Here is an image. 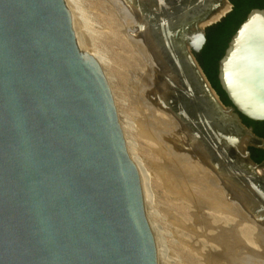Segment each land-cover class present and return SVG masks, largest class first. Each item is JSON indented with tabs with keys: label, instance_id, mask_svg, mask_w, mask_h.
Instances as JSON below:
<instances>
[{
	"label": "water",
	"instance_id": "obj_1",
	"mask_svg": "<svg viewBox=\"0 0 264 264\" xmlns=\"http://www.w3.org/2000/svg\"><path fill=\"white\" fill-rule=\"evenodd\" d=\"M166 1L147 12L183 90L170 108L221 170L264 198V161L249 153L260 138L241 118L264 122V7L217 60L225 104L196 53L232 4ZM0 264H158L111 85L79 48L65 0H0Z\"/></svg>",
	"mask_w": 264,
	"mask_h": 264
},
{
	"label": "rangeland",
	"instance_id": "obj_2",
	"mask_svg": "<svg viewBox=\"0 0 264 264\" xmlns=\"http://www.w3.org/2000/svg\"><path fill=\"white\" fill-rule=\"evenodd\" d=\"M68 2L78 46L105 65L127 145L141 171L158 264H264V199L256 196L261 204L252 212L205 159L193 158L204 152L190 144L189 137L199 142L169 106L176 105L183 90L167 70V62L145 45L131 10L122 0ZM173 136L181 137L178 144L183 149L200 148L186 159L187 165L193 164L189 171L182 157L170 150ZM181 151L189 155L187 149ZM191 185L213 187L221 196L217 204L226 206L208 207L210 202L196 196ZM240 189L252 195L251 188Z\"/></svg>",
	"mask_w": 264,
	"mask_h": 264
},
{
	"label": "bare ground",
	"instance_id": "obj_3",
	"mask_svg": "<svg viewBox=\"0 0 264 264\" xmlns=\"http://www.w3.org/2000/svg\"><path fill=\"white\" fill-rule=\"evenodd\" d=\"M123 1V3H124V5L127 7V9L132 13V15L134 16V18H135V20H134V22L138 25V27H141L142 29V31H141V34H140V36H141V38L143 39V41L146 43L145 45L148 47V46H152L153 48H151V46L150 47H148V48H151V49H153L154 51H155V54L158 56V58H160L161 60H162V56H161V53H160V49H159V47H158V45H157V43H156V41H155V39H153V37H152V34H151V27L153 26V19H154V16L153 17H149L148 16V7L147 6H149L150 5V3H151V0H122ZM65 2H66V5H67V7H68V9H69V11H70V13H71V9H70V5H69V2H68V0H65ZM175 3V4H178L179 2V4H181V0H167L166 2H165V5H171V3ZM192 2H194V0H192ZM167 5V6H168ZM124 7V6H123ZM184 10H186V8H184ZM128 11V12H129ZM127 13V12H126ZM72 15V14H71ZM73 16V15H72ZM140 32V31H139ZM150 43V44H149ZM79 48L81 49V50H83V51H86V52H88L90 55H92L98 62H99V64L101 65V67L103 68V71L105 72V75L107 76V72H106V68H105V65H104V63L102 62V60L101 59H99L97 56H95V54L94 53H91V52H89V51H87V50H85L81 45H79ZM154 58V57H153ZM164 63H165V61H163ZM163 63V64H164ZM166 64V63H165ZM166 66V65H165ZM181 68L183 69V67L181 66ZM167 70L168 71H170V75L171 76H173V78H175V75L178 73L177 71H171V69L169 68V66H168V68H167ZM175 80H176V78H175ZM184 80V83H185V85L189 88V89H193L194 88V86H195V83H194V81L186 74V72L184 71V69H183V75H182V81ZM175 82V81H174ZM178 95V94H177ZM179 96V95H178ZM181 98V97H180ZM159 99V98H158ZM160 101V100H159ZM162 101V100H161ZM161 101H160V104H161ZM163 102V101H162ZM176 102V101H175ZM159 103V102H158ZM164 103V102H163ZM155 104V103H154ZM170 106V105H169ZM172 106V105H171ZM120 124H121V128H122V131H123V134H124V137H125V130H123V126H122V123L120 122ZM195 136V135H194ZM171 137V136H170ZM170 137H168V138H170ZM179 137V136H178ZM166 138V137H165ZM181 137H179V138H177V137H172V138H170V141H168V142H170V143H172L171 145V148L172 149H170V150H172L173 151V153L179 158V157H182V162H183V165H186V166H188V167H186V166H184L188 171L189 170H191L189 167H191L193 164H191L190 166L189 165H187V161H189L190 160V158L189 157H191V155L194 153V152H192L193 150L195 151V148L194 149H191V148H186L187 149V151H188V153H189V155L188 156H186L185 157V155L184 154H182V151L181 150H186L185 148L183 149L182 148V146H180L179 144H178V142H181V140H179ZM189 139V141L191 142L190 144L192 145V144H194V145H198V146H200V148L203 150V155L201 156V155H199V154H201L200 153V151L198 152V150L200 149V148H197V150L195 151L196 153H197V155H196V157L194 156L193 158L195 159V158H197V156L199 157V159L202 161V159H205V160H203L205 163H206V165H210L211 167H213V169L214 170H216V171H218V175L220 176V178H221V180L224 182V185L227 187V189L228 190H235V192L237 193V195H238V197H241L242 198V202L244 203V205L246 206V207H248V209L250 208V210H252V212H254V213H256L257 212V210H258V207H259V205H258V198L256 197V196H259L260 194H258V192L257 191H255L253 188L251 189V192H252V195L255 197V199L252 197V195H251V193L249 192V193H247V191L245 192L244 190V192H242V189H240L241 187L239 186V185H237V183L232 179V177L230 176V173H228L225 169L224 170H221L217 165H216V163L215 162H213L212 161V159H211V155H210V153L209 152H206V150H205V147L201 144V143H199V144H197V143H195L196 141H194L195 140V138L193 139V138H188ZM125 141H126V138H125ZM126 144H127V142H126ZM181 144V143H180ZM197 146V147H198ZM127 147H128V145H127ZM180 148H182V149H180ZM128 150H129V153H130V156H131V158L133 159V161L136 163V165L138 166V169H139V164H138V162L135 160V157H134V155H133V153L130 151V148L128 147ZM185 153H186V151H185ZM191 154V155H190ZM186 159H188L187 161H186ZM198 159V158H197ZM199 161V160H198ZM194 162H196V161H194ZM189 163V162H188ZM196 163H198V162H196ZM196 163H195V165H196ZM200 163V162H199ZM200 165H201V163H200ZM206 165H204V167L206 166ZM198 166V165H197ZM198 167H200V166H198ZM202 167H203V165H202ZM192 168V167H191ZM194 168H195V166H194ZM208 168V167H207ZM209 169V168H208ZM210 170V169H209ZM140 171V170H139ZM199 171V170H198ZM197 171V172H198ZM140 177H141V171H140ZM199 179H196V181H198ZM201 180V179H200ZM199 180V181H200ZM198 184V183H197ZM200 184V183H199ZM198 184V185H199ZM141 185H142V190H143V193H144V188H143V181H142V178H141ZM193 185V184H192ZM191 185V186H192ZM194 186H196V185H194ZM200 186V185H199ZM186 187V186H185ZM193 187V186H192ZM240 187V188H239ZM188 188V187H187ZM213 188V187H212ZM210 189V188H208V187H201V188H199L198 189V187H193L192 189H193V192L195 193V195L197 194L198 196H200L201 198H203V199H205V200H207V201H209L210 203V205L208 206V207H210V208H212V207H215V208H220V207H224V206H226L225 204L222 206L221 204H217L218 202H219V198L221 197L220 195V197L218 196V195H216V191H214L213 189ZM190 188H188V190H189ZM190 191V190H189ZM254 191V192H253ZM228 193V192H227ZM220 194V193H219ZM224 194V193H223ZM222 194V195H223ZM235 194V193H234ZM256 194V195H255ZM144 195V194H143ZM196 195V196H197ZM225 195V194H224ZM227 195V194H226ZM225 195V196H226ZM222 197H224V196H222ZM259 197H261V198H263L261 195L259 196ZM224 199H226L225 197H224ZM224 199L222 200V202H224ZM228 199V198H227ZM264 199V198H263ZM245 200V201H244ZM220 202H221V200H220ZM259 204H261V203H259ZM219 205H221L220 207H219ZM218 206V207H217ZM261 208L263 207V204H262V206H260ZM257 209V210H256ZM264 209V208H263ZM254 210H256V212L254 211ZM212 212V211H211ZM227 212H228V210H227ZM261 213V212H260ZM260 215V214H259ZM210 216V215H209ZM149 225H150V229H151V232H152V235H153V238H154V234H153V229H152V227H151V223H150V221H149ZM226 236V235H225ZM154 241H155V238H154ZM155 245H156V242H155ZM156 251H157V245H156ZM157 258H158V255H157Z\"/></svg>",
	"mask_w": 264,
	"mask_h": 264
},
{
	"label": "trees",
	"instance_id": "obj_4",
	"mask_svg": "<svg viewBox=\"0 0 264 264\" xmlns=\"http://www.w3.org/2000/svg\"><path fill=\"white\" fill-rule=\"evenodd\" d=\"M232 4L229 11L219 22L206 29V42L197 59L207 79L219 94L221 100L228 104L225 94L216 78L217 60L221 57L227 41L251 8L264 7V0H229ZM243 122L253 127L257 135H264V122H256L241 116ZM251 158L255 162L264 160V150L253 149Z\"/></svg>",
	"mask_w": 264,
	"mask_h": 264
},
{
	"label": "flooded vegetation",
	"instance_id": "obj_5",
	"mask_svg": "<svg viewBox=\"0 0 264 264\" xmlns=\"http://www.w3.org/2000/svg\"><path fill=\"white\" fill-rule=\"evenodd\" d=\"M205 37H206V32H205ZM205 42H206V41H205ZM204 45H205V43L203 44L202 48L196 53V59H197L199 53L201 52V50L203 49ZM197 60H198V59H197ZM246 125H247V124H246ZM247 126H248V127H251L253 133H254L255 135H257V134L254 132L253 127H252L251 125H247ZM257 136L260 138V139H258V140H260V143H259V144H255V146H253V147H249L250 157H251V151H252L253 149L264 150V135H257ZM252 160H253V159H252ZM262 161H264V160H262ZM262 161H260V162H262Z\"/></svg>",
	"mask_w": 264,
	"mask_h": 264
}]
</instances>
